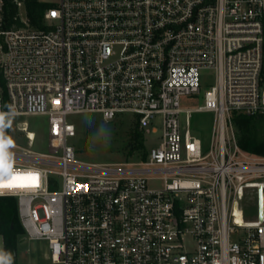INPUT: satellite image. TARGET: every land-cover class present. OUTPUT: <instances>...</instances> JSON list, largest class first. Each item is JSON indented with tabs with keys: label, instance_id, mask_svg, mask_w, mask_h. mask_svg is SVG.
Instances as JSON below:
<instances>
[{
	"label": "built area",
	"instance_id": "built-area-1",
	"mask_svg": "<svg viewBox=\"0 0 264 264\" xmlns=\"http://www.w3.org/2000/svg\"><path fill=\"white\" fill-rule=\"evenodd\" d=\"M41 1L40 26L17 0L9 28L0 0V131L49 118L46 152L26 121L28 144L0 138V180L38 177L0 188L25 235L47 240L54 264H264V156L238 145L232 121L264 114V0ZM208 79L204 102L182 107ZM195 112L214 114L208 144ZM83 113L132 114L145 135L161 125L159 145L142 162H80L69 117Z\"/></svg>",
	"mask_w": 264,
	"mask_h": 264
},
{
	"label": "rangeland",
	"instance_id": "rangeland-1",
	"mask_svg": "<svg viewBox=\"0 0 264 264\" xmlns=\"http://www.w3.org/2000/svg\"><path fill=\"white\" fill-rule=\"evenodd\" d=\"M23 11V9H22ZM212 79L202 84V92L196 95H183L181 105L184 108H193L204 102V93L212 85ZM6 102L4 106L6 107ZM8 120V119H7ZM5 119V122H8ZM69 120L76 124V137L71 139L76 147V159L85 163L118 164L142 162L144 159L137 152L128 155L125 145L129 138V129L133 126V115L122 114L117 118L106 121L99 113L75 114ZM26 121L29 129L34 132L33 149L39 152L49 150V118L47 115H28L20 118H11L5 129L0 131L3 141L12 143L28 144L29 140L19 135L16 128L19 122ZM214 121L213 112H195L191 123L195 133L200 136L205 144H208L212 135ZM161 125L157 132L146 135V146L148 151L159 145V134ZM160 185V183H159ZM154 186H158L155 184ZM253 211L251 219L257 218L255 200L251 201ZM0 264H5L4 239L0 234ZM18 264H54L50 259V249L47 240L30 239L23 235L19 241Z\"/></svg>",
	"mask_w": 264,
	"mask_h": 264
},
{
	"label": "trees",
	"instance_id": "trees-1",
	"mask_svg": "<svg viewBox=\"0 0 264 264\" xmlns=\"http://www.w3.org/2000/svg\"><path fill=\"white\" fill-rule=\"evenodd\" d=\"M26 16L33 26H40L48 3L41 0H24ZM5 19L7 27L20 25V8L17 0H5ZM5 100L6 91L2 90ZM232 121L236 130L238 145L245 151L264 156V114L247 115L233 112ZM129 138L125 145L128 155L135 152L143 159L148 155L146 135L134 119L133 126L129 129ZM0 234L4 239V255L10 264H18L19 241L25 235L21 223L17 199L14 196H0Z\"/></svg>",
	"mask_w": 264,
	"mask_h": 264
},
{
	"label": "snow or ice",
	"instance_id": "snow-or-ice-1",
	"mask_svg": "<svg viewBox=\"0 0 264 264\" xmlns=\"http://www.w3.org/2000/svg\"><path fill=\"white\" fill-rule=\"evenodd\" d=\"M8 143H10V141ZM3 147H4L3 143H0V173H3V171L5 170L4 157L2 154ZM27 178L30 179L31 183H29V184H13L11 181H9L8 183H4V182H2V180H0V188H11L14 186L15 187H35V186H38L37 175L29 173V174H27ZM15 179H19V177H14L13 180H15Z\"/></svg>",
	"mask_w": 264,
	"mask_h": 264
}]
</instances>
